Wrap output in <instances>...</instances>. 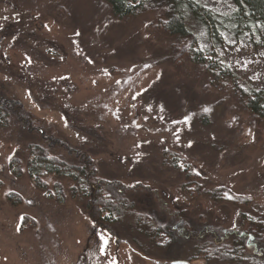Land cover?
<instances>
[{"label": "rangeland", "instance_id": "obj_1", "mask_svg": "<svg viewBox=\"0 0 264 264\" xmlns=\"http://www.w3.org/2000/svg\"><path fill=\"white\" fill-rule=\"evenodd\" d=\"M190 1L211 13L185 16L217 82L160 10L119 18L105 0H0V96L28 122L12 112L0 124V264H264V232L258 252L219 255L264 224V120L244 104L264 97L261 35L234 30L233 0ZM33 144L71 165L90 159L95 177L130 188L134 214L92 220L71 192L87 191L83 177L27 172ZM146 215L155 236L135 224Z\"/></svg>", "mask_w": 264, "mask_h": 264}, {"label": "trees", "instance_id": "obj_2", "mask_svg": "<svg viewBox=\"0 0 264 264\" xmlns=\"http://www.w3.org/2000/svg\"><path fill=\"white\" fill-rule=\"evenodd\" d=\"M112 13L119 18L137 15L142 11L148 9L160 10L163 12V18L161 22L162 27L174 37L183 39V49L189 59L197 65H201L211 72L213 81L217 82L220 74L214 71L212 64L207 59L206 55L195 48L196 36L191 32L187 19L185 16L186 10H190L196 18L207 20L211 18V13L206 10L202 5H195L190 0H105ZM236 10L232 14V20L235 24V31H241V29H253V32L261 35L262 44L264 46V0H233ZM198 6V7H196ZM203 10L200 12L199 9ZM210 19V20H211ZM263 92L258 91L249 93L246 96L245 107L257 118L264 120V97ZM19 102L4 99L0 96V124L7 125L8 117L12 112L18 113L20 116V122L27 125L28 122H24L25 114L19 109ZM27 123V124H26ZM30 154L34 155V159L27 157L25 164L28 170H32L33 174L37 178L41 179L39 168L40 166L47 168L49 171L70 173L74 175V179L77 181L81 177L84 178L87 185V191L81 192L74 186L71 188V192L85 201V208L88 211L90 218L97 221L99 224H112L120 221L127 215L134 214V203L128 197V188L126 185L118 181H109L95 177V171L92 166L91 160L86 159L81 165H71L66 161L61 160L55 156L49 154L43 146L33 144L30 146ZM16 160V170L21 172L22 159ZM60 174V173H59ZM60 174V175H61ZM62 176V175H61ZM39 179V180H40ZM136 214V213H135ZM137 217L136 225L142 233L148 236H155L158 230L163 228L154 226L152 220L147 217ZM253 225V224H252ZM246 227L240 233V246H236L224 249L226 253L219 254L224 260H241L243 254L248 246L252 250L258 252L260 246V240L263 238L264 224L260 225V231L255 230L254 226ZM258 225V224H256ZM255 225V226H256ZM186 232L188 230L186 229ZM263 240V239H262ZM217 254V250L215 251ZM189 261V260H188Z\"/></svg>", "mask_w": 264, "mask_h": 264}, {"label": "water", "instance_id": "obj_3", "mask_svg": "<svg viewBox=\"0 0 264 264\" xmlns=\"http://www.w3.org/2000/svg\"><path fill=\"white\" fill-rule=\"evenodd\" d=\"M167 264H191L188 260L185 259H176V260H172Z\"/></svg>", "mask_w": 264, "mask_h": 264}]
</instances>
